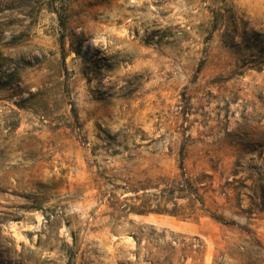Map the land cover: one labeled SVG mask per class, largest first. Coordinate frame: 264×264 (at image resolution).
<instances>
[{"label":"rangeland","instance_id":"1","mask_svg":"<svg viewBox=\"0 0 264 264\" xmlns=\"http://www.w3.org/2000/svg\"><path fill=\"white\" fill-rule=\"evenodd\" d=\"M180 2L0 0V264H264V153L212 138L237 112L264 131V81L251 76L264 69L221 65L215 25L165 7ZM183 158L214 175L205 206L220 220L122 211L188 214L186 199L139 187Z\"/></svg>","mask_w":264,"mask_h":264},{"label":"clouds","instance_id":"2","mask_svg":"<svg viewBox=\"0 0 264 264\" xmlns=\"http://www.w3.org/2000/svg\"><path fill=\"white\" fill-rule=\"evenodd\" d=\"M132 2L135 3L136 0H132ZM140 2H143V0H140ZM165 7H175L178 12L182 13H193L189 18L190 23L200 24L203 22L204 28L208 29L209 32L212 31V26L215 25L216 31L209 47L221 65L230 61L235 66L243 62L264 69V0H194V2L188 4L181 0L179 5L169 4ZM147 15L151 16V11ZM79 34V30H77V35ZM201 34L205 33L202 31ZM85 37H87V33H85ZM130 43H116L109 51L115 52L117 48L126 49ZM90 45L92 46L93 55L98 60L106 59L109 63L113 61V57L109 56L107 52L97 51L93 42L89 38H84L82 47L88 48ZM123 55L124 52H120L115 59L118 60ZM251 76H256V80L252 81L253 84L264 81V71H261L259 75L251 73ZM95 85L96 80L93 78V86ZM252 99L255 98L251 95L247 97V100ZM247 100L244 102L246 103ZM240 107L241 105L237 104L234 110ZM255 108L257 112L264 113V108L260 106L258 101ZM247 113L255 114L252 106L248 107ZM235 121H240L239 127L235 126ZM246 121L247 114L246 120L241 121L239 112H237L233 125L215 131L212 138L221 143L242 140L264 153V131L256 133L249 131L251 122ZM257 127L264 130V118L260 119ZM261 248L264 251V245ZM237 264H244L243 253L238 254Z\"/></svg>","mask_w":264,"mask_h":264},{"label":"trees","instance_id":"3","mask_svg":"<svg viewBox=\"0 0 264 264\" xmlns=\"http://www.w3.org/2000/svg\"><path fill=\"white\" fill-rule=\"evenodd\" d=\"M179 166L180 172L177 175L173 177L159 176L157 180H149L147 183L141 182L139 187L144 190L162 187V192L166 193V201L174 203L175 206L178 205V199H186L187 207L189 209L188 214L180 213L177 210H172L165 206L153 208L149 204H143V206L138 207L129 205L128 208H122V211H124L126 215L132 212L137 214H147L151 211L159 213L168 212L172 215L182 214L184 218H194L196 220H199L204 215H208L213 219L220 220L221 214H218L216 211H212L205 206V195L210 191L214 193L218 191V189L214 187V175L205 171L194 173L193 171L188 170L184 158L181 160ZM221 188L222 189L219 191L220 194L226 195L227 199L230 200L228 194L230 188L227 186L225 188L222 186ZM214 202L216 204V209H218V201L214 199ZM133 236L137 237L136 234H133Z\"/></svg>","mask_w":264,"mask_h":264}]
</instances>
